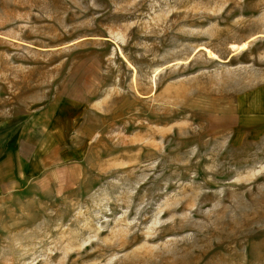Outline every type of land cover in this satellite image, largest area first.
<instances>
[{
	"label": "rangeland",
	"instance_id": "374dc122",
	"mask_svg": "<svg viewBox=\"0 0 264 264\" xmlns=\"http://www.w3.org/2000/svg\"><path fill=\"white\" fill-rule=\"evenodd\" d=\"M0 114V264H264V0H0Z\"/></svg>",
	"mask_w": 264,
	"mask_h": 264
},
{
	"label": "crops",
	"instance_id": "0c3cea01",
	"mask_svg": "<svg viewBox=\"0 0 264 264\" xmlns=\"http://www.w3.org/2000/svg\"><path fill=\"white\" fill-rule=\"evenodd\" d=\"M31 120L27 123L23 115L0 114V198L21 181L38 178L42 162L48 163L50 171H55L57 153L60 161L72 159L65 156L63 149L58 152L56 141L47 143L44 140L48 133L50 137L56 132L54 128L41 132L35 128L36 121ZM52 163L55 168H51Z\"/></svg>",
	"mask_w": 264,
	"mask_h": 264
},
{
	"label": "bare ground",
	"instance_id": "6f19581e",
	"mask_svg": "<svg viewBox=\"0 0 264 264\" xmlns=\"http://www.w3.org/2000/svg\"><path fill=\"white\" fill-rule=\"evenodd\" d=\"M247 46V42L241 44V45H237V44H233L232 47L233 48H244ZM212 55V52H209Z\"/></svg>",
	"mask_w": 264,
	"mask_h": 264
}]
</instances>
